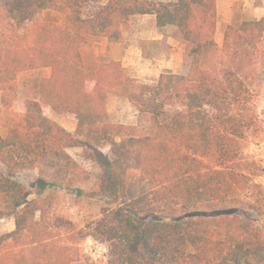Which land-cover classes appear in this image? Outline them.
Instances as JSON below:
<instances>
[{
  "label": "trees",
  "instance_id": "obj_1",
  "mask_svg": "<svg viewBox=\"0 0 264 264\" xmlns=\"http://www.w3.org/2000/svg\"><path fill=\"white\" fill-rule=\"evenodd\" d=\"M52 7L61 23L37 19ZM140 15L175 28L186 73L146 81L93 52ZM215 29L216 0H0V217L14 224L0 233V264H264V231L231 211L258 212L239 154L257 136L264 20L228 24L220 47ZM109 93L135 106V123L109 121ZM49 109L68 113L74 131ZM71 146L98 168L90 196L105 203L80 227L14 178L45 165L86 182ZM87 237L102 250L84 251Z\"/></svg>",
  "mask_w": 264,
  "mask_h": 264
},
{
  "label": "rangeland",
  "instance_id": "obj_2",
  "mask_svg": "<svg viewBox=\"0 0 264 264\" xmlns=\"http://www.w3.org/2000/svg\"><path fill=\"white\" fill-rule=\"evenodd\" d=\"M250 1L253 6H257V0ZM243 8L246 11H243ZM251 8L243 6V2H237L228 24L237 25L242 20H256L251 18L249 12ZM63 15L61 10L52 7L42 10L37 19L59 24ZM261 19L264 20V18ZM228 24L216 14L215 33H217V26L219 30L224 32ZM33 26L34 23H29L27 29ZM222 41L217 44L218 47L221 46ZM91 49L95 54L109 55L114 59L122 58L128 53L125 66H123L122 59H118L125 72L131 77L146 81L155 80L158 74L164 72L184 74L189 70L191 63L175 28L171 26L157 28L153 15H140L132 18L120 39L116 41H93ZM36 74L46 76L48 70L44 69L36 72ZM255 92L254 109L257 116V136L248 139L243 144L239 154V164L241 169L249 175L251 182L256 184L249 189V194L252 195L257 204L258 212L256 214L254 211L241 206L233 207L231 211H235L245 219L252 220L264 231V31L261 41L257 44V86ZM106 108L111 122L132 124L138 119L135 106L126 98L115 94L109 93L107 95ZM13 109L20 110L19 102L13 104ZM46 114L67 131H74L76 122L68 113H59L49 109ZM4 132L5 129L0 126V133L4 134ZM66 151L86 170L88 174L86 182L63 179L45 165L34 170L20 171L14 175V178L29 189L31 192L29 198H34L39 193L40 199L48 208L49 213L64 215L80 227L94 219L105 203L98 197L90 196L93 179L98 173L96 165L81 158L80 147H67ZM40 179L45 183L42 188L37 187V182ZM13 228L14 224L11 217H0V233L10 231ZM80 246L84 251H89L91 248L97 252L102 250L90 237L81 241Z\"/></svg>",
  "mask_w": 264,
  "mask_h": 264
},
{
  "label": "crops",
  "instance_id": "obj_3",
  "mask_svg": "<svg viewBox=\"0 0 264 264\" xmlns=\"http://www.w3.org/2000/svg\"><path fill=\"white\" fill-rule=\"evenodd\" d=\"M237 2H243V6H249L251 9H249L251 13V18L253 19H261L264 18V0H257V6H253L250 2V0H216V14L217 17L223 18V21L228 24L231 21V17L234 13V5ZM260 2V3H259ZM251 5V6H250ZM243 11H246L245 8H243ZM219 23V22H218ZM215 42L216 44H220L223 38V32L219 30V27L217 26V33H215ZM128 58V53H126L122 58L123 66L126 65V59ZM117 59V60H118ZM159 75V74H158ZM158 75L156 77H158Z\"/></svg>",
  "mask_w": 264,
  "mask_h": 264
}]
</instances>
